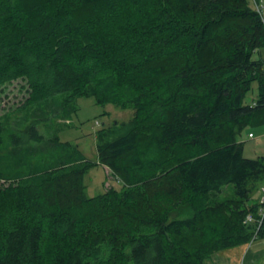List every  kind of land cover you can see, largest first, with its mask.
Returning a JSON list of instances; mask_svg holds the SVG:
<instances>
[{
    "label": "trees",
    "instance_id": "obj_1",
    "mask_svg": "<svg viewBox=\"0 0 264 264\" xmlns=\"http://www.w3.org/2000/svg\"><path fill=\"white\" fill-rule=\"evenodd\" d=\"M263 50L250 0H0V83L23 77L38 103L65 94V116L80 96L133 110L95 132V160L35 123L9 134L0 264H205L248 243L264 156L237 136L264 117ZM4 137L0 121V151ZM95 165L121 187L87 196ZM178 205L191 211L170 218Z\"/></svg>",
    "mask_w": 264,
    "mask_h": 264
},
{
    "label": "rangeland",
    "instance_id": "obj_2",
    "mask_svg": "<svg viewBox=\"0 0 264 264\" xmlns=\"http://www.w3.org/2000/svg\"><path fill=\"white\" fill-rule=\"evenodd\" d=\"M262 54L264 56V50ZM30 93L31 88L23 77L0 83V121L5 127L0 154L12 148L9 136L11 132L20 136L22 130L35 123L39 133L44 136V141L69 142L76 145L88 159L95 160V132L114 119L127 121L133 114L132 108L121 109L110 103L101 105L96 103L92 96H80L74 103L75 109L65 116L64 110L69 105L64 103L65 94H56L38 103L31 101ZM256 95L257 83L253 82L244 102L251 104ZM249 132L253 134V138L248 137ZM237 140L243 143L244 157L255 159L264 156V117L258 123L247 125L237 136ZM29 141L31 146L36 143ZM40 146L38 152L48 154L50 147ZM24 152L25 150L19 157H22ZM84 181L87 196L102 193L110 186L116 189L121 187V183L103 165L93 166L85 175ZM8 183L9 181L0 180V186H6ZM230 195L231 189L226 186L220 198ZM261 195V190L256 189L252 193L250 203L256 202ZM190 211L189 206L178 205L172 210L170 218L185 216ZM205 264H264V239L257 238L251 244L248 242L214 253Z\"/></svg>",
    "mask_w": 264,
    "mask_h": 264
},
{
    "label": "built area",
    "instance_id": "obj_3",
    "mask_svg": "<svg viewBox=\"0 0 264 264\" xmlns=\"http://www.w3.org/2000/svg\"><path fill=\"white\" fill-rule=\"evenodd\" d=\"M252 7L254 10L258 13L260 18L264 21V0H250ZM249 138L253 137V134L249 132L248 134ZM262 195L258 198V207L256 211V218L252 215V213H247L245 217V222H251L255 221L257 223L256 231L253 234L252 239L249 241V244H251L254 240L257 239V231L261 225V222L264 218V185L260 188Z\"/></svg>",
    "mask_w": 264,
    "mask_h": 264
},
{
    "label": "crops",
    "instance_id": "obj_4",
    "mask_svg": "<svg viewBox=\"0 0 264 264\" xmlns=\"http://www.w3.org/2000/svg\"><path fill=\"white\" fill-rule=\"evenodd\" d=\"M253 138V137H252Z\"/></svg>",
    "mask_w": 264,
    "mask_h": 264
}]
</instances>
